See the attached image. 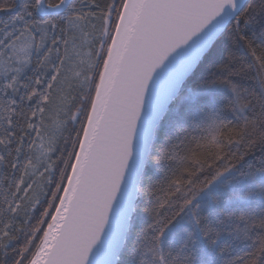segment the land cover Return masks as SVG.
I'll use <instances>...</instances> for the list:
<instances>
[{
	"label": "snow or ice",
	"instance_id": "6c2138e0",
	"mask_svg": "<svg viewBox=\"0 0 264 264\" xmlns=\"http://www.w3.org/2000/svg\"><path fill=\"white\" fill-rule=\"evenodd\" d=\"M0 264H264V0H0Z\"/></svg>",
	"mask_w": 264,
	"mask_h": 264
}]
</instances>
